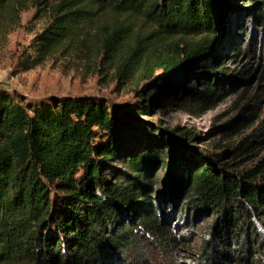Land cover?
<instances>
[{
	"label": "trees",
	"instance_id": "obj_1",
	"mask_svg": "<svg viewBox=\"0 0 264 264\" xmlns=\"http://www.w3.org/2000/svg\"><path fill=\"white\" fill-rule=\"evenodd\" d=\"M31 1L54 19L36 36L31 46L36 56L24 59L27 69L64 44L86 39V25L98 14L122 19L100 40L110 62L129 19L153 27L156 36L150 44L155 49L163 42L167 46L159 53L150 49L146 53L152 56L142 62L148 45L139 41L119 63L121 83L142 70L154 88L153 93L138 90V102L130 110L113 113L95 96L23 103L0 90V264H106L107 255L127 245L135 233L124 221L128 211L143 213L141 224L164 233L153 209L154 180L148 171L157 159L169 166L162 153L166 147L173 157V186L186 188L191 198L199 197L198 205L219 215L216 241H208L203 255L206 264H260L255 253L264 237L253 220H264V181H257L261 175L264 179V160L246 174L223 171L216 161L194 152L189 143L196 133L185 128L159 135L161 146L143 149L136 139L134 148H126L136 131L147 142L157 131L143 129L139 116L158 104L159 97L168 96L177 108L199 116L227 91L218 76L227 71L220 62L232 0H0V44ZM262 12L256 17L264 18ZM188 80L200 87L186 86ZM242 124L232 122L227 134ZM253 137L235 147L236 156L256 147ZM116 158H122L132 176L113 184L106 167Z\"/></svg>",
	"mask_w": 264,
	"mask_h": 264
},
{
	"label": "rangeland",
	"instance_id": "obj_2",
	"mask_svg": "<svg viewBox=\"0 0 264 264\" xmlns=\"http://www.w3.org/2000/svg\"><path fill=\"white\" fill-rule=\"evenodd\" d=\"M262 1L257 5L245 4L243 0L231 1L232 10L227 18L220 62L227 71L220 72L218 76L221 86L227 91L215 106L199 116H193L177 108L170 97H159L158 104L139 116L143 129L157 131L151 135L145 131L149 134L148 142L144 140L145 134L143 139L142 134L136 131L135 140H130L127 149L136 146V139L143 149L150 144L161 146L159 135L173 134L179 128H185L196 133L189 143L194 152L198 150L203 158L216 161L223 171L241 175L258 167L264 160V18L256 17L255 13L264 10ZM53 19L49 10L40 9L34 1L21 13L19 23L0 44V90L14 93L23 103L67 96H95L105 100L113 113L134 107L138 102V90L150 88L153 93L154 88L149 87L142 70H136L135 76L126 84L121 83L117 76L119 63L139 41L143 46L148 45L142 62L152 56L146 53L150 49L159 53L167 46L163 42L162 48L157 46L155 49L150 44L156 36L151 34L153 27L138 18L129 19L126 23V35L113 62L102 53L100 40L122 19L98 14L86 25V39L76 44H64L40 64L27 69L24 59L28 54L36 56L31 46ZM237 46H240V52L236 51ZM161 73L159 71L158 75ZM185 84L200 87L192 80ZM237 121L243 124L237 129L231 127L232 132L227 134L230 124ZM250 135H254L252 140L257 141L256 147L251 152L236 156L235 147ZM162 153L169 166L163 167L157 159L148 175L154 180L150 196L164 233L151 232L141 224L143 213L125 212L124 221L131 223L135 233L130 235L127 245L107 255L106 264H206L203 255L208 241H216L214 232L219 215L206 205H198L199 197L191 198L186 188L173 186L171 150L166 147ZM106 174L113 184L124 182L130 174L132 176L122 158L108 162ZM257 181H264L263 176ZM55 194L54 191V197ZM253 221L264 237V220L254 218ZM262 243L258 245L259 252L255 253L262 260L260 264H264Z\"/></svg>",
	"mask_w": 264,
	"mask_h": 264
}]
</instances>
